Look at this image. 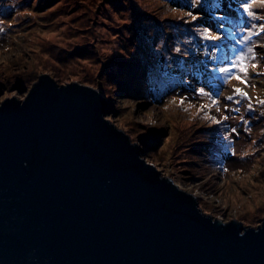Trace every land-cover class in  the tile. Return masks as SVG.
<instances>
[{
	"label": "water",
	"instance_id": "water-1",
	"mask_svg": "<svg viewBox=\"0 0 264 264\" xmlns=\"http://www.w3.org/2000/svg\"><path fill=\"white\" fill-rule=\"evenodd\" d=\"M106 112L45 71L0 101V264H264V219L215 213Z\"/></svg>",
	"mask_w": 264,
	"mask_h": 264
},
{
	"label": "rangeland",
	"instance_id": "rangeland-1",
	"mask_svg": "<svg viewBox=\"0 0 264 264\" xmlns=\"http://www.w3.org/2000/svg\"><path fill=\"white\" fill-rule=\"evenodd\" d=\"M142 2L147 3L143 6L149 10L161 5L149 0H142ZM69 3L78 8L86 7L90 12L85 18L79 10V12L67 14V17L61 16L66 12L63 7H67ZM245 3L251 4L254 17H249L244 12L241 5ZM44 4L41 0H0V29H2L0 31V101L10 95L20 101L23 100L31 85L44 71L60 82L68 83L77 82V79L84 81L93 79L92 76L100 79L102 76L104 81L101 88L107 93V95L104 94L107 96H104L105 98L97 87L85 83L83 85L97 89L107 105L109 103L107 99L109 100L110 97L114 99L113 111L106 112L107 117L130 136L141 139L147 137L148 140L152 138L151 148L144 152L147 160L184 189L193 186L194 190L191 193H194L197 199L218 215L253 218V212L259 206L261 212L254 214L255 218L264 219V171H262L264 169V106L262 107L263 117L259 116L249 124L250 127L247 126L248 121L244 119L247 110L245 104L242 103L236 109L228 110L227 113V107L233 102H228L227 97L233 94L234 87H240L248 93V98L253 99L251 103L255 109L259 107L260 101L264 100V32L260 31V26L264 25V2L262 0H234L229 3L230 8L224 6L228 20L211 19L207 27H204V29H209L211 34L220 37L214 40L219 43L221 49L214 55L215 60L217 59L215 64L217 69L227 66L229 61L223 59L224 57H234L242 51L246 53L249 47L253 49L256 58L249 63H256L259 67L254 71L249 68L248 86L236 80L225 82V74L219 70V73L215 75H212L211 71H205L201 75L207 77L203 79L205 81L203 86L191 87L195 80L189 78L187 84L173 83L176 84L175 89L166 86L168 82L171 84L172 79L168 78L165 81V78L169 76L163 75L162 77L160 74L153 76L152 74L154 79L145 83V76L138 74L139 77L133 78V84L127 90L132 97L122 96L120 92H117L116 98L112 95L117 88L112 73L102 72L103 68L100 64L98 65V62H94L92 66L86 65L85 70L90 69L83 71L85 64L82 62L83 59L75 56L74 58L70 53L77 46L80 47L84 36L87 37L89 33L85 34V31L75 33L74 29L70 31L66 27L65 19L69 21L71 16L78 17L80 22H85L75 24L74 27L82 28L83 24H87L88 20L94 18L104 22L106 15H111L115 22L119 21V18H122L119 17L120 12H113L109 5L103 7L100 0H61L56 6L46 5L42 8ZM58 6H63V9H56ZM115 7L118 6L115 5ZM104 8H107L105 12L102 11ZM123 8L121 6L119 10ZM193 15H196L199 21L203 20L200 15ZM141 16L138 15L137 19L142 18ZM187 20L192 19L187 16ZM61 21L64 23L61 24ZM104 23L107 24L106 21ZM200 23L197 26L203 29ZM110 26H112L111 23ZM31 28L32 30H29ZM249 32L253 33L250 40L243 45L235 43V40L249 35ZM230 33L235 34L234 38ZM102 43L104 47L100 53V61H106L108 57H111L107 55L113 53L109 48L115 44L113 36L111 34L106 36ZM127 55L126 52H121L113 57L124 60ZM196 58L199 59V55H196ZM110 61L115 62L114 59ZM124 62L131 72H135L138 67L142 70L145 66L139 58L136 60V57L126 59ZM108 68V71H111V66ZM147 71L150 70L147 69ZM34 73L36 77L32 75ZM212 76H216L217 79H212ZM62 78L71 79L64 81ZM26 80L28 82L25 87L22 90H16L15 86L18 87L20 82ZM212 80L215 81L212 89L209 92L205 90L210 95L201 94L199 89H205L207 85L210 89L208 81ZM213 99L217 100L218 104L212 105ZM204 105L211 106L204 108ZM204 115L215 117L220 123L230 124L221 136H216L215 144L219 142L221 147L228 148L230 153L238 157L225 161L224 166L218 167L219 169L215 171L205 172L194 182L185 181L182 178L186 173L190 176H197L196 172H202L203 165L196 158H191L185 153L181 154L182 149L178 150L180 144L176 142L175 131L172 132L171 127L174 124L184 126V130H187L189 134L194 132L215 134L216 131L206 132L212 129L214 124L204 122ZM236 115L240 116L236 117ZM197 118H202L203 121H196ZM224 137L232 140L230 146L222 142ZM259 175L260 178H258Z\"/></svg>",
	"mask_w": 264,
	"mask_h": 264
},
{
	"label": "trees",
	"instance_id": "trees-1",
	"mask_svg": "<svg viewBox=\"0 0 264 264\" xmlns=\"http://www.w3.org/2000/svg\"><path fill=\"white\" fill-rule=\"evenodd\" d=\"M41 1L45 3L42 6L43 8L46 7V5L56 6L61 0ZM149 1H155L161 5H157L156 8L149 10L143 6L147 3L143 4L142 0H100L103 7L109 5L113 12H120L119 17H122L119 18V21L115 22L111 15H106V17L104 16V19L107 24L104 23L105 21H98L97 18H94L88 20L87 24H83L82 28H77L74 27L75 24H82L85 21L80 22V19L76 16L69 17V21L71 23L68 19H65L66 27H68L70 31L74 29L75 33L77 31H85V34L89 33V35L87 34V37L84 36L80 47L77 46V48L70 53L73 57L75 56L76 58L83 59L82 62H85L84 67L82 68L83 71H89L90 68L85 70L86 65L92 66L95 64L94 62H98V65L100 64L103 68L102 72H106V74L112 73L114 84L117 86L115 92H112L114 98H116L115 94H117V92H120L122 96L132 97V94H129V91L127 90L131 88L130 85L133 84V78H138L139 75L145 76V83L154 79L152 74L153 76L156 74H160L162 77H164L163 75L169 76L165 78V81L168 78L172 79L171 84L168 82L166 86H170L172 89H175L176 84L173 83L187 84L189 78L190 80H195L193 81V84H191V87H195L197 85L203 86L205 84L203 79H207V77L204 76V78L201 75H203L205 71H211L212 75H215L218 72L217 66L215 65L217 59L215 60L214 55L220 52L221 49L218 42L205 38L204 27H207L211 19L217 18L220 21L228 20L224 6L230 8L229 3L234 0H207V4H205L202 0V3L195 7L192 6V0ZM217 3L219 4V8L211 7ZM115 5L118 7L116 8ZM68 6L70 7L68 8ZM68 6H58L56 9L61 10L64 8L66 12L61 15L63 17H67V14H72L79 10L82 12L83 18H85L90 12L83 6L82 8H78L71 3H69ZM121 6L124 8L119 10ZM106 10L107 8L102 9L103 12ZM99 11L101 12V10ZM189 12L200 15L203 20L199 21V19H196L188 21L187 16ZM138 15L144 16L137 19ZM148 15L149 17H147ZM199 22H201L199 25H202L203 29L198 28L197 24ZM60 23L63 24L64 22L61 21ZM110 23L112 26H110ZM29 30H32V28ZM110 34L113 36V42H115L114 46L109 47L113 53L107 55H111V57L107 58L108 60L100 61V53L102 51V47H104L102 42L105 37ZM177 49H179V51H177ZM121 52H126L128 54L124 60L122 58L113 57L116 53ZM196 55H199L200 58L197 59ZM134 57H136V60L139 58L145 66L142 70H139L138 67L135 72H131L125 66L126 64L124 61ZM112 59H114L115 62L110 61ZM110 66L111 71H108V67ZM122 66L124 67L122 68ZM206 66L207 68H205ZM147 69L150 71H147ZM32 75L36 77L35 73ZM98 76L100 75L98 74ZM59 78L61 77L59 76ZM92 78L93 79H86L85 81L77 79L76 81L78 83H85L97 87L103 97L105 96L104 94L107 95L106 91L101 88L104 81L102 80V76H100V79L93 76ZM213 78L217 79L216 76H212V79ZM62 79L67 81L71 78ZM27 82V80L25 82H20L18 87L15 86L16 90H22ZM213 82L215 83L214 80L208 81L210 89L207 88V85L205 86L206 91L209 92L212 89L214 85ZM172 84L173 86H171ZM230 96H232L233 99L227 100L228 102H233L232 105L227 107V113L229 112L228 110L236 109L242 103L245 104L247 110L244 119L248 121L247 126L255 121L259 116L263 117L262 107L264 106V103H261V101L264 100H259V107L255 109L251 103V101H253L252 98H242L233 94ZM107 101H109L107 105V112H112L114 99L110 97ZM237 101H239V103H237ZM240 115H236V117ZM203 117L205 119L204 122L214 124V127L206 132L216 131L215 134L208 135L206 133L199 134L195 132L189 134L187 130H184V126H176L174 124L172 125L173 128L171 127L172 132L175 131L176 142L180 144L178 145V150L182 149L181 154H188L191 158H196L197 161L199 160L203 165L202 172H196L197 176H190L186 173V175L182 178L185 181L194 182L198 178H201L205 172H209L211 170L215 171L218 167L220 168L224 166L225 161L237 159L238 157L236 154L230 153L228 148L226 149L221 147L219 142L215 144L216 136H221L224 129H228L230 124H225L224 122L214 123L211 119L206 118L210 117V115H204ZM197 119L198 120L196 121H203L202 118ZM168 125L170 128V124ZM248 127H250V125ZM134 140L138 142L141 154H144V152H147V150L151 148L152 138L151 140H148L147 137L142 139L134 138ZM260 140L261 139H259V141ZM231 141L232 140L230 138H222V142H226L227 146H230ZM262 171H264V169ZM258 178H260V175ZM256 208L257 209L253 212V218L245 217V219L253 221L255 218L254 214L261 212L259 206Z\"/></svg>",
	"mask_w": 264,
	"mask_h": 264
},
{
	"label": "snow or ice",
	"instance_id": "snow-or-ice-1",
	"mask_svg": "<svg viewBox=\"0 0 264 264\" xmlns=\"http://www.w3.org/2000/svg\"><path fill=\"white\" fill-rule=\"evenodd\" d=\"M205 4H207V0H203ZM264 2V0H262ZM202 3V0H192V6H199ZM211 7L219 8V4L212 5ZM241 7L243 8L244 12L249 17H254V13L251 11V4L245 3L242 4ZM188 16L191 17L192 20H196L198 17L196 15H193V13L189 12ZM221 27H223V24H221ZM2 31V29H0ZM260 31L264 32V25L260 26ZM256 35H259V33H255ZM204 35L206 39L210 40H218L220 39L219 36L211 34L209 29L204 30ZM231 36H235L234 33H230ZM253 33L249 32V35L235 40V43L238 45H243L246 41L251 39V36ZM179 51V49H177ZM235 51V49H233ZM255 53L251 47L247 49V52H240L239 54H236L234 57H224L223 59L229 61L227 66L220 67L218 70L221 73H224V81L229 82L231 80H236L241 84H244L245 86H248V79H249V68H251L253 71L257 69L259 66L256 63H249V61L255 60ZM199 92L203 95H210L209 93L205 92L204 88H200ZM233 94L238 95L242 98H248V93L244 91L240 87H234ZM227 99L231 100L233 99L232 96H228ZM183 103V101H181ZM239 103V101H237ZM261 103H264V101H261ZM218 104V101L213 99L212 105ZM211 105H204V108L210 107ZM250 106V105H249ZM217 111H220L219 108H216ZM207 119H211L214 123H219L215 119V117H206ZM224 119H227V117H224ZM226 170V169H225Z\"/></svg>",
	"mask_w": 264,
	"mask_h": 264
},
{
	"label": "bare ground",
	"instance_id": "bare-ground-1",
	"mask_svg": "<svg viewBox=\"0 0 264 264\" xmlns=\"http://www.w3.org/2000/svg\"><path fill=\"white\" fill-rule=\"evenodd\" d=\"M42 75V74H41ZM194 187L193 186H190V187H188V188H185L188 192H190L191 193V191L192 190H194L193 189ZM192 195L194 194V193H191ZM194 196V195H193Z\"/></svg>",
	"mask_w": 264,
	"mask_h": 264
}]
</instances>
